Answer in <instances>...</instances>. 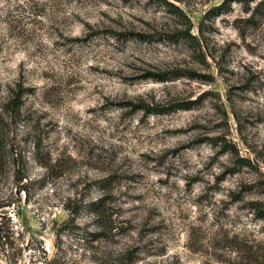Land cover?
Instances as JSON below:
<instances>
[{
    "label": "rangeland",
    "instance_id": "obj_1",
    "mask_svg": "<svg viewBox=\"0 0 264 264\" xmlns=\"http://www.w3.org/2000/svg\"><path fill=\"white\" fill-rule=\"evenodd\" d=\"M0 131V264H264V0H0Z\"/></svg>",
    "mask_w": 264,
    "mask_h": 264
},
{
    "label": "trees",
    "instance_id": "obj_2",
    "mask_svg": "<svg viewBox=\"0 0 264 264\" xmlns=\"http://www.w3.org/2000/svg\"><path fill=\"white\" fill-rule=\"evenodd\" d=\"M173 7V6H170ZM174 10L177 8L174 7ZM185 40H190L192 37L188 32L182 34ZM133 107L143 110L147 114L154 113H168L181 109L179 105L174 107H159L148 106L144 104L134 105ZM40 142L38 140L33 142L34 154L39 153ZM27 157L21 152H14V150L8 146L5 137L0 131V252H7L11 254L8 261L15 263L16 257L21 254V247L15 248V235L16 230L11 216L7 212H3L6 208H12L15 210L14 216L20 217L21 207V194L28 196V178H27ZM27 200V199H26ZM25 200V201H26ZM92 212L99 211V206L95 204H89ZM20 236V235H19ZM13 251V252H12ZM8 257V256H7Z\"/></svg>",
    "mask_w": 264,
    "mask_h": 264
}]
</instances>
